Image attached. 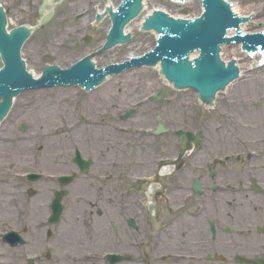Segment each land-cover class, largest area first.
I'll use <instances>...</instances> for the list:
<instances>
[{"label": "flooded vegetation", "instance_id": "obj_1", "mask_svg": "<svg viewBox=\"0 0 264 264\" xmlns=\"http://www.w3.org/2000/svg\"><path fill=\"white\" fill-rule=\"evenodd\" d=\"M107 3L108 0H0L13 28L34 29L24 51L30 66L39 73L52 66L68 69L86 57L101 67L113 63L110 61L122 63L137 48L144 46V41L134 43L131 40L129 45L101 53L106 40L104 29L108 25L102 18ZM46 18L47 23L42 25ZM135 72L128 69L121 75L133 76ZM137 87H142V83L114 85L115 97L109 110L111 120H102L104 117L99 116L96 122L123 124L124 128L135 129L126 134L129 138L126 145L132 154H128L129 163L137 168L139 163L135 157L143 161L138 168L144 173L131 179H120L119 166L125 167L128 161L118 149L110 163L95 162L94 158L83 155L85 161H92V164L88 174L75 180L79 187L76 192L80 195L74 196L73 202L82 208L86 204L95 207L98 217L106 214L111 218L107 208L114 207L115 215L122 223H119L120 227L110 223L112 231L116 237L121 232L120 241L125 244L123 249L130 259L111 263L102 259L103 250H97L100 244L93 247L80 244L76 247L85 252L71 255L70 251L78 249L65 248L62 256L68 253V257H63L62 264H264V92L251 106L230 104L227 108L217 102L209 109L193 94L175 92L168 97V90L158 104H143L146 95L141 97L142 91ZM247 92L244 91L241 103L248 104L250 96ZM83 95L76 102V110L83 104V108L91 104V101L81 99ZM134 97L139 99L136 104L132 103L133 106L142 105L133 116H126ZM93 103L102 107L103 100ZM128 103L131 105L125 106ZM223 108L228 111H222ZM84 111L83 115L86 114ZM187 115L191 128L186 132L192 135V142L177 164L158 169L161 160L179 156L178 133L184 127L151 139L145 134L148 127L141 124L183 122L182 118ZM81 118L85 120L84 116ZM70 121L74 122L71 117ZM135 123L140 126H134ZM96 136L93 135L94 139ZM150 140H154L152 145ZM85 142L97 143L95 149L101 151L102 141L86 138ZM157 147L173 156L162 155L150 160L148 157H155ZM66 160L68 173L71 169L79 171L73 164L74 155ZM154 185L158 186V191L151 195L147 188ZM56 186H59L58 180H46L39 187L45 190ZM41 192L47 195L48 214L56 191ZM68 193L65 203L71 198L70 187ZM46 247L49 245L36 248H42V251L33 254L34 264H45L44 260H50L51 253ZM118 251L116 249L115 254ZM19 258H22L21 252Z\"/></svg>", "mask_w": 264, "mask_h": 264}, {"label": "rangeland", "instance_id": "obj_2", "mask_svg": "<svg viewBox=\"0 0 264 264\" xmlns=\"http://www.w3.org/2000/svg\"><path fill=\"white\" fill-rule=\"evenodd\" d=\"M228 1L235 4L236 10L239 11L240 14L248 15L250 13H253L261 19L260 21H254V23L247 25L245 27V30L247 32L258 30V25L264 24V0ZM146 7L147 11L144 15L156 8L165 9L174 16L176 15L184 18L197 17L202 13L201 2L199 0H192L183 5L175 4L171 0H146ZM138 23L139 22H137L136 24ZM130 30H132L135 37L134 43H141V41H143V39H141L142 36L148 38L149 44H145V46H143L144 48H142V46L139 47L140 49H142L141 51H144L147 48H152L155 45V35L151 33L143 35L138 32L134 25L130 27ZM222 59L226 62L230 59H237L242 70V77L240 80L234 82L225 93L219 95L218 103L222 106L224 104L227 108L230 104L236 107L241 103V101L244 100L243 94L246 90L248 91L247 95L250 96V100L246 105L251 106L252 103H255V101L258 100L260 94L264 92L262 90L263 88L257 82V80L260 78L259 74L264 73V67L252 70L254 65L259 61V56L250 58L248 55L242 53L238 47L227 46L223 48ZM157 74L158 72L155 69L151 71H142L136 76L134 75L127 78V80L125 81H123L124 79L120 80L121 82H119V84L127 83L133 85L134 83L136 84L139 82H144L142 87H137L142 91L141 97H144L145 95L153 93L155 89L160 86V84L163 85L162 79H160ZM118 79L119 77L112 83H118ZM253 85H257L262 89H255ZM65 91L66 90L63 89H55L44 92L33 91L21 94L18 98L15 99L14 107L12 108L9 116L0 125V149L5 145L3 143L5 142L7 136H12L13 138H20L22 141H26L29 143L28 154L30 156L28 164L16 170L17 175H15V181L19 187L21 197L20 205L23 212L21 213V215L16 214V219L18 220L16 227H5L0 230V248L6 252L3 258H1L2 260L0 261V264H26L24 260H26L27 257H32V255L36 251H42L43 247L37 250L36 248L38 246L46 244L49 245V247H47V250L51 251V258L49 261L44 260L45 264H62V261H64L63 257H66L68 254L65 253L66 255L62 256V253L65 248H71L70 245L79 246L80 244H85L86 246L93 247L96 244H100L101 247L97 250L115 251L116 249H118L120 251H126L125 249H123V246H125V244L120 241L122 235L121 232L116 237L115 234H113L112 226L110 224L114 223L117 227H120L119 223H122V220L118 219V216L115 215L116 210H114V207L111 208L109 206L107 208V211L109 212L108 214L111 217L108 218L106 214H104L103 217H98L96 214L97 209L95 207L92 208L90 207V205L86 204L84 209L82 208V206L80 207V204L73 203L74 196L80 195L76 192V190L78 191L79 189L77 183L70 187V189L72 190L71 198L68 199L65 203L66 211L63 216V220L59 225L50 227L52 230V236L50 237V239L47 238V231L45 232L46 228L44 226L46 220L45 217L48 212V203L46 199L47 195L44 196L43 192L41 191H47L50 193L52 190L54 191L56 187H48L43 190V188L38 187L41 184H37L36 186H34L27 183L25 180V175L36 172H44L50 176H57L60 174L68 173L69 171H67L66 169V159L69 156L74 155L75 149L80 150L82 155H84L85 157L94 158L95 162L99 160L101 163H110L116 150H121L125 157V160H127L128 162H126L125 167L121 168L119 166L120 179L126 178L127 180L128 177H130L131 179V177L139 176L144 173L141 172V168H138L141 167L143 161H139L135 157V161L139 163L137 167L138 170L137 168H135L137 165H132L129 163L128 154H130V149L127 148L126 145V141H129V138L125 139L123 137H120L118 133L116 134L113 128L101 129V133L104 134V141H102L101 148H99L101 151H97L95 149V145H97V143H84V141L82 140L83 137L87 135H92V137L93 135L96 136L97 130H90L89 127H82L83 129L78 131L79 133H71L68 139H62L65 140V142L63 143L59 140V138H57V136L62 135V132L64 130H61V132L58 134V132H55L52 127L55 124H63L62 120L66 117L69 116L72 120H74V118L80 114V116H84L85 118H92L97 115L99 117L104 112H110L109 110L112 108V103H110L111 105H105L103 107L97 106L96 103H91L86 108H83V104L82 108L80 107L76 110L75 105L77 100L74 101V99L71 98L67 99L65 96ZM100 95L102 96L103 93H100ZM170 95L171 93H169V95L167 96L169 97ZM113 97L115 96H111L110 98L111 102L113 101ZM89 99H91V97ZM137 99L139 98H132L131 104L137 102ZM83 102L84 101H82L81 104ZM64 104L70 105V109H68V107L63 109L65 107ZM131 104L128 103L125 106ZM26 108H29L30 110L25 112L27 110ZM224 110H226V112L228 111V109L226 108H223L222 111ZM83 111L86 113L85 115H83ZM49 113L53 114L55 117V122L53 124H50V126L49 123L44 119V117L48 116ZM42 115H44L43 118ZM80 116L77 118H80ZM236 118L238 117L236 116ZM230 119L231 121H233L232 118ZM161 120L164 122L163 117L161 118ZM182 120L183 122H186L187 125L182 121L177 123L166 122L164 123V125L166 126V128H169V130H174L179 127H184L185 129L191 128L189 115L183 117ZM242 123H246V121H243ZM67 124L69 123L67 122ZM139 124L140 123H135L134 126L138 127L140 126ZM63 125L64 129H67L65 124ZM107 125H110L112 127L111 124ZM126 125L127 127L129 126L128 124ZM141 125L142 127L149 128L156 126L155 124H153V122H148V124L146 123L145 125ZM24 126H27V130L25 132H22L21 128ZM113 133L116 134L115 137L112 136ZM106 138L110 139V141L105 140ZM75 139H78L79 142L81 140L82 141L79 143L76 142ZM150 142L152 145L154 140H150ZM119 144L122 145L118 147ZM52 150L54 151V154H52ZM230 150L234 149L231 148ZM154 154L155 157H152L150 155L148 158L150 160H154L155 158L162 155L173 156V154L169 153V151H165L163 153L159 147L155 149ZM79 183H81V181L78 182V184ZM30 189L37 190V195L34 197H29L27 192H29ZM147 191H151L152 195L153 193H156V191H158V186L154 185L152 188H147ZM36 207L40 209V213H38L37 216L34 215ZM83 209L87 212H83ZM251 216H253V218L255 217L254 215ZM251 222L252 220L250 221V223L248 221L247 224L249 223L248 225H250ZM261 223L262 222H259V224ZM10 231H17L22 233L23 237L27 239V246L19 249H10L8 246L3 245L2 236ZM122 237L125 238V236ZM118 246L121 249H119ZM77 249L78 250L70 251V254L80 255L85 252L82 248ZM20 252L22 253V258H19ZM23 253L26 254V257H23ZM20 259H22V261H20Z\"/></svg>", "mask_w": 264, "mask_h": 264}, {"label": "water", "instance_id": "obj_3", "mask_svg": "<svg viewBox=\"0 0 264 264\" xmlns=\"http://www.w3.org/2000/svg\"><path fill=\"white\" fill-rule=\"evenodd\" d=\"M139 2L140 0H124L115 16L110 45L121 37L122 24L137 13L134 7ZM204 8L203 17L191 21H174L155 13V18L148 21L147 27L157 28L162 36L158 39L155 51L138 62L139 65H155L161 61L162 73L170 81L178 86H195L200 92L213 97L218 90L224 89L225 85L238 76L234 61L228 68L220 62V45L242 43L243 49L249 53L264 54V33L243 35L239 25L246 20L236 18L230 11V5L224 4L222 0H205ZM5 24V16L0 8V54L5 64V68L0 71V123L11 107L12 98L24 91L67 84H80L90 90L104 79L105 71L98 73L87 66H80V70L72 72H48L42 80L35 81L26 72L24 62L20 58V50L28 32L20 29L8 35ZM230 29L236 31V38H226ZM196 49L200 50L201 56L195 61V68L191 69L187 57ZM57 199L54 204L55 222L59 220L62 211L58 205L62 197Z\"/></svg>", "mask_w": 264, "mask_h": 264}, {"label": "bare ground", "instance_id": "obj_4", "mask_svg": "<svg viewBox=\"0 0 264 264\" xmlns=\"http://www.w3.org/2000/svg\"><path fill=\"white\" fill-rule=\"evenodd\" d=\"M159 11H164V9L159 8ZM166 12V11H164ZM234 12L236 10L234 9ZM168 13V12H167ZM135 50V48H133ZM140 55V54H136ZM242 73V70H241ZM258 84L264 85V77H260L257 80ZM150 85V84H149ZM257 85H253L255 89H259V87H256ZM113 89L114 84L110 83L109 85H106L104 88L100 89L101 92L107 91L108 95L113 96ZM107 98V97H105ZM243 98V97H240ZM19 101V100H18ZM110 99L108 98L104 103L109 104ZM19 103V102H18ZM246 106V103H240L237 105V107H243ZM65 108V107H64ZM63 108V109H64ZM44 115H42L43 118ZM54 115L49 113L48 116H45L44 119L50 124H53L55 122ZM57 119V118H56ZM62 124L60 125H54L52 129L54 131L61 130ZM93 129V128H92ZM96 141H104V136L102 133H96ZM69 135L59 136V140L63 143L65 142L64 139H68ZM107 137V136H106ZM86 138H90V140H95L94 137H83V141ZM107 139V138H106ZM105 139V140H106ZM76 142H79L78 139H75ZM81 140V141H82ZM110 141V139H108ZM80 141V142H81ZM79 142V143H80ZM8 143V144H6ZM5 144L0 149V230H2L5 227H16L17 226V219L16 214L20 215L23 211L21 210V197L19 192L18 184L15 181V175H17L16 170L18 168L24 167L28 164L29 161V143L26 141H17L12 136H7ZM52 154H54V151L52 150ZM20 213V214H19ZM40 213V209L35 210L34 215H38ZM14 222V223H13ZM74 249H76L77 245H73ZM6 254L4 250L0 248V261L2 260L3 256Z\"/></svg>", "mask_w": 264, "mask_h": 264}]
</instances>
